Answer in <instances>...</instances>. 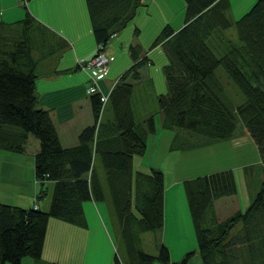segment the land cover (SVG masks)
Returning a JSON list of instances; mask_svg holds the SVG:
<instances>
[{
  "label": "trees",
  "instance_id": "trees-1",
  "mask_svg": "<svg viewBox=\"0 0 264 264\" xmlns=\"http://www.w3.org/2000/svg\"><path fill=\"white\" fill-rule=\"evenodd\" d=\"M84 1L97 48L104 47L133 18L138 5L144 4L140 0ZM22 8L19 19L7 22L0 18V147L23 151L32 134L39 141L33 160L35 176L55 183L46 211L34 207L36 203L24 208L0 202V264H21L23 256L39 258L50 217L86 225L81 202L104 196L93 163L97 154L121 220L125 264H152L154 260L184 264L194 250L203 264H264V0H256L235 19L226 13L229 0H184L183 25L176 30L164 25L150 45L160 44L166 55L162 66L166 90L158 93L157 102L161 126L173 130L169 148H202L245 132L260 163L244 165L243 171L256 166L263 174L248 205L222 220L215 216L213 200L236 192L232 169L182 180L196 249L187 251L178 261L170 260L163 243L155 254L140 246L141 232L163 226V172L153 166L133 168L132 158L145 152L146 133L155 130L154 114L147 113L137 122L131 107L133 87L129 78L138 79L139 68L147 60L138 29L132 32L135 42L128 46L134 63L108 94L111 123L104 133L95 129V123L86 126L76 145L63 146L50 111L38 104L35 91L33 51L48 43L51 46L54 32L37 21L25 4ZM231 26L240 44L222 47L223 41H229L227 29ZM210 38L213 46L208 43ZM213 48L223 50L217 55ZM218 66L243 93L242 102L235 104L226 96L215 74ZM91 101L96 119L99 95H92ZM114 259L115 264H124L119 255Z\"/></svg>",
  "mask_w": 264,
  "mask_h": 264
},
{
  "label": "crops",
  "instance_id": "crops-1",
  "mask_svg": "<svg viewBox=\"0 0 264 264\" xmlns=\"http://www.w3.org/2000/svg\"><path fill=\"white\" fill-rule=\"evenodd\" d=\"M255 1L229 0V8L226 13L231 17V12L235 7L239 9V13H243ZM140 2L145 3V7L139 9L141 6L139 5L131 20H133V30L134 28L138 29L139 44L144 49L151 45L152 40L164 25L168 24L174 30L183 25L184 5L180 8L178 0H140ZM21 4L27 5V9L33 17L54 32L51 35V46H48V43L47 46L42 49L38 48L34 53L37 58L35 91L38 94V104L50 111L60 143L63 146L76 145L80 131L94 123L95 129L100 128L104 133L107 124L111 123L113 119L111 109L106 100L103 106L99 107L95 119L91 98L97 92H88L87 86L95 80L97 90L110 91L118 77L134 63L128 48L129 43L135 42L134 38L131 34L128 36V33L123 35L130 20L103 47L106 53L113 55V59L108 63L107 72L102 73L94 67L83 69L77 65V59H88L97 49L84 0H0V18L7 22L21 18L23 16V8L20 7L23 5ZM174 5L177 6V11L173 10ZM234 12L236 14V10ZM139 14H141L140 19L137 21ZM150 49H152L150 52L149 50L145 52L147 60L139 68V78L136 80L129 78V81L133 87L131 100L135 96L140 102L146 103V99H148L155 103V108L148 113L154 114L155 130L146 133L144 154L133 157L132 161L133 168L135 167L136 170L153 166L163 172V226L155 231L150 240L154 243L153 246L156 250L160 243L165 244L171 255L172 244L165 242V232L169 229L175 234L173 240L183 249L180 258L170 259L178 261L187 251L196 249L182 180L223 169H232L235 179V173L239 172L236 176L239 178L240 187H236V192L213 200L215 216L217 220H222L237 210H243L257 192L260 185L257 176L259 168L243 171V166L259 165L260 158L247 133L242 132L235 138L209 144L211 148L217 146V149L213 148L211 151L214 157L210 162H221V164L215 165V163L210 169H203L199 173L192 174V169H197L199 165L196 164V161H184V159L188 157L189 151L198 150L200 147L185 151L169 148L173 130L161 126V111L157 102L158 93L163 92L154 90L152 84L147 81L148 75L151 73L148 65L154 62L153 57L148 58V56H152L156 51H161L162 47L158 44ZM148 114L145 112L144 118ZM141 129L145 130L143 125ZM28 138H34L38 142L34 136L30 135ZM31 146V144L26 145L23 151L0 147V202L24 208L31 207L33 203H36L37 208L46 211L50 207L55 180L36 178L33 160L38 145L36 149ZM174 153H177L176 159ZM183 153H185L184 156H182ZM136 159L138 161L135 165L134 160ZM218 159L220 161H217ZM181 161L186 162V165H180ZM197 162L199 163V161ZM93 163L103 183L104 196L99 200L91 197L81 202L86 225H76L56 217H50L40 257L33 259L30 256H23L21 264H51L55 261L62 264H115L114 257L117 254H115L109 238L107 225L100 218L98 204L99 201H105L104 204L108 211L112 198L98 154L94 156ZM261 176L263 177V174ZM131 209L135 214H138L135 207H131ZM51 218L52 221H50ZM118 224L121 231V220L119 219ZM50 225L52 234L48 239ZM184 230L189 232L187 239L179 237V234ZM145 232L154 231L141 233ZM62 259H74L75 262ZM98 259L105 260L100 262ZM120 261L124 264L127 263L126 259L122 257ZM152 264H161V262L154 260ZM184 264H203V261L200 254L194 250Z\"/></svg>",
  "mask_w": 264,
  "mask_h": 264
},
{
  "label": "rangeland",
  "instance_id": "rangeland-1",
  "mask_svg": "<svg viewBox=\"0 0 264 264\" xmlns=\"http://www.w3.org/2000/svg\"><path fill=\"white\" fill-rule=\"evenodd\" d=\"M178 1H179V6L181 8V6L184 5V2H183V0H178ZM144 4H141L140 7L138 5L139 9H141V8L143 9V7H145ZM21 5H23V4H21ZM20 7L22 8V6H20ZM173 10L177 11L176 5H174ZM235 10H236V14L234 12ZM231 13H232V16H231L232 19H235L239 15L242 14V13H239V9L237 7H235ZM140 15L141 14H139L137 16V21H138V19H140ZM132 22H133V20L129 21V24L127 25L128 27L123 32V35L125 33H128V36L130 34L132 35V33H131V31L133 30ZM227 34L229 37V41H227V42L223 41L222 47L227 46L229 43L240 44L239 40L236 37L235 30H234L233 26H231L230 28L227 29ZM208 43L210 44V46H213V44L211 42V38L208 39ZM119 44L121 45V43H119ZM221 48H219V49L213 48V50L217 55H219L223 50ZM36 50H38V49H36ZM36 50H34L33 53H35ZM144 50H149V52H150L152 49H150V45H148V47H146ZM34 56H35V54H34ZM149 57L150 58L153 57L154 62L152 64L148 65L149 69H151V73L148 75L149 78L147 79V81L152 84L153 89L156 90L157 92H164L166 90V87H165V79H164L163 71H162V66H163L162 64H164L166 62V55H164V53L161 49V51H156L154 54H152V56H148V58ZM36 60H37V58H36ZM107 70H108V68H107ZM215 74L219 78V80H220V82L224 88V92H225L226 96L228 98H230L233 103L237 104V103H240L244 100L243 93L239 90V88L236 86V84L232 80H230V78H228V76H227L225 70L222 68V66H218L215 69ZM119 77H118V79H119ZM117 80L115 82H117ZM133 80H136V79H133ZM99 97H100V95H99ZM131 105H132L135 120L137 122L139 120H141L142 118H144L145 112L149 113L155 108V103L151 102V100L146 99V103H144V102H140L138 99H136L135 96H133V98L131 100ZM30 135L33 136L32 134H30ZM238 136H240V135H238ZM235 137H237V136H235ZM30 144L32 145L31 148L33 147V149H36L37 145L39 147V141L38 142L35 141L34 138H28L25 141L24 148H26V145L28 146ZM206 146L207 147H203V148L200 147L198 150H195V151H189L188 157L184 159V161H188V160L196 161V164L199 165V167L197 169H192L193 170L192 174L199 173L203 169H210V168H212V166L215 163H216L215 165L221 164V162H214V163L210 162L211 159H213V157H214V154H212L211 151L213 148L217 149V146H214L212 148L209 145H206ZM184 155H185V153H183L182 156H184ZM234 156H236V155H234ZM134 157H138V156H134ZM174 157H175V159L177 158V153H174ZM220 159H218L217 161H220ZM137 161H138L137 159L134 160L135 165L137 164ZM197 161H199L200 164ZM180 165H186V162L181 161ZM134 169H135V167H134ZM254 169H257V167L255 166ZM237 173H239V172L235 173V183H236V187L238 188V187H240V184H239V178H238V176H236ZM257 176H258V178L261 177L260 168L257 170ZM132 198L134 200L135 196L133 195ZM137 199H139V197H137ZM104 203H105V201H103V202L99 201L98 202V204H99V215L101 216L100 218L107 225V228L109 230L108 235H109V238H110L112 245L114 247L115 254L121 256L124 259L126 257V253H125V248L123 245V235L120 231V227L118 224V218H117L114 206L111 203V207L107 211V209H106L107 207L105 206ZM50 221H52V218ZM51 234H52V226L50 225L49 229H48V239L50 238ZM154 234H155V231L154 232H145V233L140 234V246H141V248L144 251L149 252L151 254H155L157 252L156 248L153 246L154 243L151 242V240H150V237L152 235L154 236ZM173 235H175V234L170 232V230L168 229L165 232V242L171 243L173 245V246L171 245L170 259H178V258H180L181 252H182L181 250H183V249H181L179 247V245H177V243L173 240ZM179 237L187 239L189 237V232L187 230H184L183 232H181L179 234ZM100 254H101V252H100ZM62 260H64V261L71 260L73 263L75 262L74 259H62ZM98 260L100 262H102L105 259H98Z\"/></svg>",
  "mask_w": 264,
  "mask_h": 264
},
{
  "label": "built area",
  "instance_id": "built-area-1",
  "mask_svg": "<svg viewBox=\"0 0 264 264\" xmlns=\"http://www.w3.org/2000/svg\"><path fill=\"white\" fill-rule=\"evenodd\" d=\"M113 59L112 54L106 53L103 49L99 48L96 53L90 57L89 59H84V58H79L77 60V65L81 68H86V67H94L98 71L102 73H106L107 68H108V63ZM96 90V83L95 80L89 83L87 87L88 92H94ZM99 92V99L101 102H104L107 97V93L101 91V89L98 90ZM34 207L37 206V204L33 205Z\"/></svg>",
  "mask_w": 264,
  "mask_h": 264
}]
</instances>
